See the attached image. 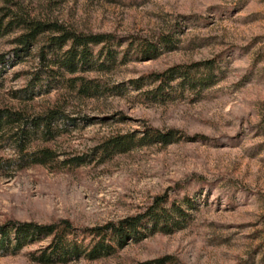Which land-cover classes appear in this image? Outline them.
Returning a JSON list of instances; mask_svg holds the SVG:
<instances>
[{"label": "rangeland", "instance_id": "374dc122", "mask_svg": "<svg viewBox=\"0 0 264 264\" xmlns=\"http://www.w3.org/2000/svg\"><path fill=\"white\" fill-rule=\"evenodd\" d=\"M31 15L82 31H110L152 40L170 33L172 46L154 58H131L106 71H89L103 87L85 96L65 86L20 93L37 69L36 48L13 51L15 33L0 37V106L41 113L59 105L69 116L48 144L59 159L91 161L69 168L33 164L0 168V222L14 218L78 226L115 221L141 210L156 194L189 193L191 220L170 233L144 232L108 257L58 264H264V0H19ZM126 43V42H125ZM122 44L121 48L126 45ZM214 59L213 82L199 89L155 87L144 77L174 64ZM198 71H203L200 66ZM142 78L140 87L130 80ZM174 128L165 145L148 144L102 160L93 154L105 137L145 126ZM15 154L0 144V156ZM46 240L0 252V264H40L29 253Z\"/></svg>", "mask_w": 264, "mask_h": 264}, {"label": "trees", "instance_id": "16d2710c", "mask_svg": "<svg viewBox=\"0 0 264 264\" xmlns=\"http://www.w3.org/2000/svg\"><path fill=\"white\" fill-rule=\"evenodd\" d=\"M10 33H15L12 42L17 56L26 55L36 48L38 67L29 79L28 87L20 93L26 98L31 96L36 86L45 90L65 86L80 95L97 94L103 87L102 83L84 73L110 70L132 57L154 58L162 49L171 47L174 39L170 33L152 40L123 37L110 31H82L57 20L35 17L19 0H0V37ZM123 43L126 45L121 48ZM4 60L0 55V62ZM200 66L203 71H198ZM213 68L214 59H207L191 64H174L162 71L151 72L144 77L156 85L146 89L144 95L160 98L167 87L173 86V82L180 89H202L213 82ZM142 78H134L130 82L134 87H140ZM68 118L59 105L49 106L36 114L8 105L0 106V144L8 143L15 152L11 157L0 156V168L9 165L23 168L33 164H60L72 168L86 160L91 161L93 155L59 159V154L50 145H32L34 138L46 142L63 133ZM180 136L177 129L164 130L148 125L139 133H117L105 137L94 147L93 154L106 160L135 146L165 145ZM195 204L189 193H184L179 199L160 193L133 214L93 226H78L66 218L43 223L8 218L0 222V252L16 253L24 246L46 240L47 244L29 253L32 261L58 264L79 258L94 260L108 257L127 240L142 238L144 232L170 233L183 228L191 220ZM167 259L162 257L138 264H166Z\"/></svg>", "mask_w": 264, "mask_h": 264}]
</instances>
